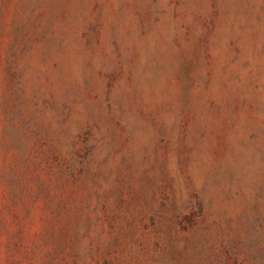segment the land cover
Instances as JSON below:
<instances>
[{"label": "rangeland", "instance_id": "rangeland-1", "mask_svg": "<svg viewBox=\"0 0 264 264\" xmlns=\"http://www.w3.org/2000/svg\"><path fill=\"white\" fill-rule=\"evenodd\" d=\"M0 264H264V0H0Z\"/></svg>", "mask_w": 264, "mask_h": 264}]
</instances>
